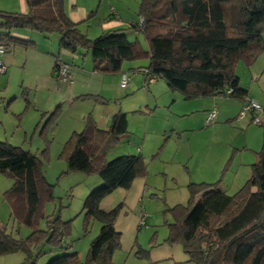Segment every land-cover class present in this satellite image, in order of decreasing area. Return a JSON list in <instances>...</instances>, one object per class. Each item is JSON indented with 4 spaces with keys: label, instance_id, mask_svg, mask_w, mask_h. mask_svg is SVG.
I'll use <instances>...</instances> for the list:
<instances>
[{
    "label": "rangeland",
    "instance_id": "1",
    "mask_svg": "<svg viewBox=\"0 0 264 264\" xmlns=\"http://www.w3.org/2000/svg\"><path fill=\"white\" fill-rule=\"evenodd\" d=\"M140 1L65 0L64 6L67 11L69 8L74 11V17L80 19L79 30L92 40L116 28H105L108 22L120 21L121 26L116 29L125 30L131 21H137ZM20 2L0 0V11L21 13ZM91 11L95 14L86 19ZM112 11L115 18L111 16ZM16 32L29 37L27 39L35 43L36 49L9 46V52L0 56L7 69L5 74H0V142L38 157L47 149L41 158V169L47 183L53 186V199L44 204V217L39 220L38 227L46 229L47 216H58L62 222L70 224L65 249L48 252V247H44L36 264H46L53 257L74 252L85 261L101 224L94 219L85 220L83 200L102 182L97 175L68 172L60 154L70 134L82 130L87 115H91L100 128L106 129L109 119L107 124H102L101 120L107 118L109 111L113 114L119 110L127 116V133L106 152L105 158L111 161L119 156L140 155L145 175L136 178L129 189H116L100 204L103 210L123 204L114 224L121 238L113 263L193 264L179 243L168 245L166 242L168 225L173 223L169 209L187 205L190 183L220 180L221 189L229 195L234 194L246 182L251 165L257 161L256 153L262 147V126L250 123L249 117L237 120L242 108L237 100L228 97L187 99L169 88L161 78L145 85L143 76L134 71L146 68L147 58L124 61L121 74L93 75L91 80V57L84 49L76 54L77 61H72L71 55H61L70 66L72 84H79L86 91L84 97L66 101L62 95H68L72 84L55 75L54 81H49L50 74L47 77L44 74L45 59L54 60L59 53L57 36L44 37L25 29ZM262 36L264 39V34ZM126 37L128 42H138L147 50L140 32L129 31ZM254 67L262 70L264 62ZM250 68L242 63L236 67L240 84L248 88L255 83L250 80ZM122 74L131 78L124 89L119 88ZM89 83L92 86L86 87ZM56 84L60 87L58 90ZM87 95H101L105 101L100 103ZM214 106L217 116L207 125V112ZM12 184L11 178L0 174V227L16 239H25L30 229L13 221L9 204L3 197ZM139 249L148 251V256L138 257L135 253ZM23 259L22 253H14L0 257V264H22Z\"/></svg>",
    "mask_w": 264,
    "mask_h": 264
},
{
    "label": "trees",
    "instance_id": "2",
    "mask_svg": "<svg viewBox=\"0 0 264 264\" xmlns=\"http://www.w3.org/2000/svg\"><path fill=\"white\" fill-rule=\"evenodd\" d=\"M24 1L26 13L0 11V43L7 47L33 46L31 41L12 35L18 29L44 37L56 35L59 52L88 51L92 71L104 75L121 74L124 61L147 58L148 66L134 71L143 76V83L151 84L147 80L152 76L155 81L161 78L187 99L228 97L243 103L248 95L236 67L239 63L252 66L264 51V0H141L137 21H131L125 30L109 29L92 40L79 30L80 22L70 20L64 0ZM93 14L89 12L86 19ZM129 31L142 34L147 50L138 42H128ZM58 60L56 56L54 68ZM227 90L231 92L226 94ZM87 96L105 101L101 96ZM257 125L263 129L262 147L248 179L234 194L225 193L220 180L190 183L187 205L169 209L173 223L168 225L166 242L179 243L193 264H264V123ZM127 129V116L120 110L111 115L106 129L87 115L82 130L73 131L65 141L60 158L67 171L97 175L102 182L87 194L82 206L85 220L94 219L101 226L85 261L74 252L53 257L46 264H114L113 255L120 248L121 238L114 224L123 204L110 210H103L100 204L116 189H129L136 178L145 175L140 155L111 161L105 158ZM46 153L44 149L38 157L0 142V174L13 180L3 197L13 221L31 232L25 239H16L0 227V257L22 253V264H36L44 247L48 252L65 249L69 222L47 216L46 229L38 227L44 204L53 199V186L41 169ZM135 254L146 258L148 251L139 249Z\"/></svg>",
    "mask_w": 264,
    "mask_h": 264
},
{
    "label": "crops",
    "instance_id": "3",
    "mask_svg": "<svg viewBox=\"0 0 264 264\" xmlns=\"http://www.w3.org/2000/svg\"><path fill=\"white\" fill-rule=\"evenodd\" d=\"M64 2H65V0H64ZM20 10H21V13H26L27 12V7H26V4H25V1L24 0H21V2H20ZM64 10H65V12H66V14L68 15V17L70 18V20L71 21H73V22H75V23H78V22H80L79 20L80 19H77V18H75L74 17V11L72 10V9H68V11L65 9V6H64ZM116 15V14H115ZM117 17H118V14H117ZM82 18H84V17H82ZM114 18H115V16H114ZM82 20V19H81ZM119 20V19H118ZM108 22V21H107ZM121 23L122 22H120V21H117V22H114L113 23V21L112 22H108V25L105 27V28H107V27H111V28H119V26H121ZM115 28V29H116ZM22 34H24V33H22ZM20 32H16L15 33V30H13L12 31V35H14V36H16V37H21L22 39L24 38V40H28L27 38H29V37H27V36H25V35H22ZM23 36H25V37H23ZM29 41H30V39H29ZM27 48H33V49H36V46H35V43H34V45L33 46H31V47H27ZM41 50V49H40ZM53 50V49H52ZM52 50L50 51V52H52ZM41 53V52H40ZM42 53H44V52H42ZM67 56V55H71L70 57H71V60L72 61H77V59H76V54H71V53H69V52H67V51H64V50H62V51H60L59 53H58V55H56V56H58L59 57V59H60V61H62V62H65V63H67L68 64V62L67 61H65L66 60V58L64 59V58H62V56ZM51 56H53V55H51ZM56 56H54L53 58H54V60H52V58L50 59V58H48L49 60H46L45 59V69H46V73H44V74H46V77H47V75L48 74H50V78H51V80H49V81H54L53 80V76H54V61H55V59H56ZM262 57V58H261ZM48 62H49V64H48ZM261 62H264V51L255 59V61H254V63L252 64V68H250V80L251 81H253V82H255V83H253V84H251L250 85V87L248 88L245 84H241V87L242 88H244L245 90H246V92H247V97L248 98H250V99H252V100H254V101H256V102H258L259 104H261V105H264V71H263V69H264V67L262 68V70L260 69H257V67H254L255 65H259V64H261ZM52 63H53V67H52ZM50 65V66H49ZM51 67H52V70H51ZM47 69H48V73H47ZM70 71V66H69V70H68V73H69V75L71 76V73L69 72ZM92 73L93 74H89V77H91V80L93 79L92 77H93V75H95L94 77H96V75H99V76H97V77H104L105 75L104 74H97V73H95L94 74V72L92 71ZM101 75H103V76H101ZM96 79H98V78H96ZM100 79V78H99ZM102 79V82H103V80H104V78H101ZM131 82V81H130ZM51 83H54V82H51ZM71 85V84H70ZM56 86H57V90L60 88V87H58V85L56 84ZM90 86H92V85H90V83L86 86V87H90ZM129 86V83H128V85L126 86V88ZM85 87V88H86ZM92 88V87H91ZM89 90H91L90 88H89ZM86 91H85V89H83L82 87H81V85H79V84H72V86L69 88V93H68V95L67 96H65V95H62L63 96V98H65L64 100H74V98H77V97H82L83 96V94L85 93ZM92 92V91H91ZM62 94V93H61ZM99 94H102V93H99ZM98 96H101V95H98ZM103 98V97H102ZM238 101V100H237ZM240 102V101H239ZM241 102H240V106H241ZM213 108H215V106L213 107ZM216 109V108H215ZM210 111V110H209ZM208 111V112H209ZM112 112L113 111H109L108 113H107V118H104L103 119V121L101 120V122H102V124H107L108 123V119H109V117L111 116V114H112ZM207 112V113H208ZM216 116H217V110H216ZM215 116V117H216ZM205 120H206V118H205ZM241 121H244V119L243 120H241ZM206 122V121H205Z\"/></svg>",
    "mask_w": 264,
    "mask_h": 264
},
{
    "label": "built area",
    "instance_id": "4",
    "mask_svg": "<svg viewBox=\"0 0 264 264\" xmlns=\"http://www.w3.org/2000/svg\"><path fill=\"white\" fill-rule=\"evenodd\" d=\"M141 21V19H140ZM9 48L0 43V56L7 53ZM69 65L65 62H62L58 60L56 62L55 68H54V75L61 79L62 81H65L67 84H72V80L70 78V75L68 73ZM6 71V66L3 61L0 60V74H4ZM144 72H146L144 70ZM130 80V77L127 74H122L120 81H119V87L125 88ZM155 81V78L149 77L147 82L152 83ZM231 90H227L226 94H229ZM216 116V109H211L207 115H206V124L210 125ZM245 117H249L250 123L257 125L260 124L264 119V105L259 104L258 102L246 97L243 99L242 108L238 113L237 120H242Z\"/></svg>",
    "mask_w": 264,
    "mask_h": 264
}]
</instances>
